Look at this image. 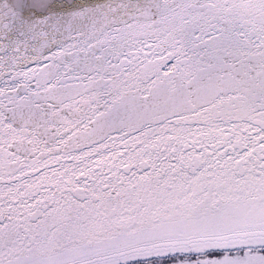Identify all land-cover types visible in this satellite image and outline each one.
<instances>
[{"label":"snow or ice","instance_id":"1","mask_svg":"<svg viewBox=\"0 0 264 264\" xmlns=\"http://www.w3.org/2000/svg\"><path fill=\"white\" fill-rule=\"evenodd\" d=\"M0 264H264V0H0Z\"/></svg>","mask_w":264,"mask_h":264}]
</instances>
